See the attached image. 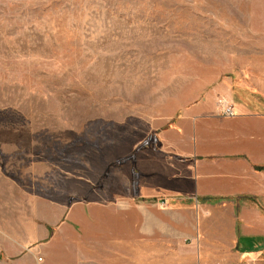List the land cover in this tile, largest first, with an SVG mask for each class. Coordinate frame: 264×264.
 <instances>
[{"label": "rangeland", "instance_id": "374dc122", "mask_svg": "<svg viewBox=\"0 0 264 264\" xmlns=\"http://www.w3.org/2000/svg\"><path fill=\"white\" fill-rule=\"evenodd\" d=\"M260 1L0 0V264L118 261L136 151L204 97ZM71 208L88 218L61 224Z\"/></svg>", "mask_w": 264, "mask_h": 264}, {"label": "crops", "instance_id": "0c3cea01", "mask_svg": "<svg viewBox=\"0 0 264 264\" xmlns=\"http://www.w3.org/2000/svg\"><path fill=\"white\" fill-rule=\"evenodd\" d=\"M249 14L244 22L238 15L236 49L225 52L204 97L173 125L164 121L157 144L136 151L137 195L131 175L125 212H112L124 223L114 227L126 230L115 239L123 251L109 247L113 264H264V0ZM221 96L234 116L218 113ZM89 213L71 208L61 224ZM37 254L31 264L44 261ZM68 264L103 263L81 254Z\"/></svg>", "mask_w": 264, "mask_h": 264}, {"label": "built area", "instance_id": "2783aa9c", "mask_svg": "<svg viewBox=\"0 0 264 264\" xmlns=\"http://www.w3.org/2000/svg\"><path fill=\"white\" fill-rule=\"evenodd\" d=\"M217 111L222 116L231 117L235 115L234 104L223 96L217 99ZM165 203H166L165 200L161 202V204H165Z\"/></svg>", "mask_w": 264, "mask_h": 264}]
</instances>
